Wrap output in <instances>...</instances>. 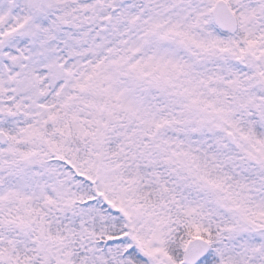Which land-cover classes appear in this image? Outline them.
I'll use <instances>...</instances> for the list:
<instances>
[{
	"label": "snow or ice",
	"instance_id": "6c2138e0",
	"mask_svg": "<svg viewBox=\"0 0 264 264\" xmlns=\"http://www.w3.org/2000/svg\"><path fill=\"white\" fill-rule=\"evenodd\" d=\"M0 264H264V0H0Z\"/></svg>",
	"mask_w": 264,
	"mask_h": 264
}]
</instances>
